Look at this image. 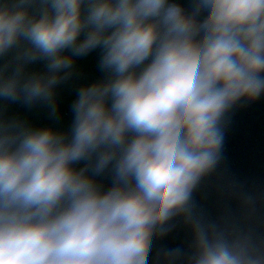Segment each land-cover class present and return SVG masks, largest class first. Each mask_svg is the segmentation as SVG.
Returning <instances> with one entry per match:
<instances>
[{"label":"clouds","instance_id":"9594fccd","mask_svg":"<svg viewBox=\"0 0 264 264\" xmlns=\"http://www.w3.org/2000/svg\"><path fill=\"white\" fill-rule=\"evenodd\" d=\"M97 49L68 132L0 116V264H149L178 217L191 240L161 264H264V193L221 175L239 216L193 200L229 113L264 96V0H0V98L58 118L56 86Z\"/></svg>","mask_w":264,"mask_h":264}]
</instances>
